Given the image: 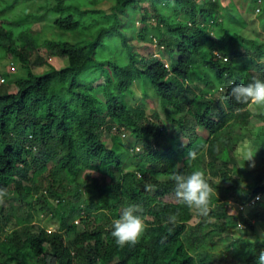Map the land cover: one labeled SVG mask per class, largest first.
<instances>
[{
    "label": "trees",
    "instance_id": "16d2710c",
    "mask_svg": "<svg viewBox=\"0 0 264 264\" xmlns=\"http://www.w3.org/2000/svg\"><path fill=\"white\" fill-rule=\"evenodd\" d=\"M34 1L0 0V59L22 66L6 77L14 89L0 87V264H256L264 240L234 228L264 229V112L225 97L230 81L264 78V36L236 29L235 1L37 0L30 10ZM253 3L264 28V0ZM47 19L80 39L41 41L33 25ZM137 83L161 111L132 106ZM114 124L129 137L117 138ZM245 135L260 140L247 187L231 175ZM193 169L220 190L195 222L173 180ZM219 175L231 184L220 187ZM129 203L146 229L119 247L112 219ZM41 215L58 227L39 225Z\"/></svg>",
    "mask_w": 264,
    "mask_h": 264
},
{
    "label": "rangeland",
    "instance_id": "374dc122",
    "mask_svg": "<svg viewBox=\"0 0 264 264\" xmlns=\"http://www.w3.org/2000/svg\"><path fill=\"white\" fill-rule=\"evenodd\" d=\"M42 2H44V0H41ZM223 3H225L227 5L229 0H222ZM237 10L234 7V10L232 15L235 16L236 18V22L234 23V25H236L238 28H236L237 30H239V27L241 28V33L244 34L245 36H255V35H261L264 36V28L261 24L262 21V11H260L257 8H255V4L253 3V0H234ZM39 2L34 1L32 2L29 7L30 10H38L37 6ZM143 5H146V2L143 3ZM99 6L110 10V6L108 3H103L100 4ZM140 15V13H138ZM136 14V16L138 15ZM134 18L135 16L133 14H131L129 16V20L131 22H134ZM136 19V18H135ZM242 21V22H241ZM241 22V23H239ZM229 25V24H228ZM131 26V24H130ZM143 26V22L141 20L137 21V29H141ZM230 26V25H229ZM33 28L36 31H39L40 33V40L44 41V39L46 38H51V37H59V35L66 37L72 41H76L78 39H80L81 34L77 33H69V32H63L61 30H58V28L54 25H52V20L51 19H47V20H42V21H37L34 23ZM130 28V27H129ZM130 37V33L129 36ZM134 43H136L138 46H145V42L141 41L140 43H137L136 40L134 39ZM146 52L148 53H153L157 56H160L161 58H163L164 60L169 59V56H167L165 53L161 52V50L158 49V47L155 44H151L150 46L148 44H146ZM52 63L57 65V66H62L64 65L65 61L63 60V58L61 57H53L51 59ZM16 63L13 64L11 62V59L8 58H3L0 59V74H3L7 77V79H15L18 77V73L22 71V66L19 62L15 61ZM38 68V67H37ZM16 71V72H15ZM200 83V81H199ZM15 87V83L12 81H9L8 83H6L4 86H2L1 88H6V89H14ZM131 100V104L133 107L138 108L139 110H141L142 112H144V114H147L151 111H153L155 108L159 109L161 111V106L159 103L158 99H155V102H153V104H151L149 107L148 106V102H146L144 100L143 97V93H142V88L141 86L137 83V85L134 86V94L133 96H131L130 98ZM147 103V104H146ZM254 120V119H253ZM111 136L112 134H109V145L113 144V140H111ZM117 138H121L122 135H120L119 133L116 134ZM129 137V131L127 134V137ZM259 139H257V137H252L250 135H245L243 137V139H241L238 144L235 147V153H234V158L236 159V162L231 164L232 165V172L231 175L234 177L233 179H235L237 182H239L242 186L247 187L248 184L253 183L256 179V173H255V162L253 160L250 161H245L247 155L251 154L253 155V150L256 147V144L259 143ZM207 156V155H205ZM213 179H215V181L219 184L220 187L223 186H227L231 184V180H227L226 178L222 177V176H214ZM213 188V186H211ZM216 192H219L220 190L215 189ZM220 193V192H219ZM262 197L264 198V194L262 195ZM233 205V202L230 203V206ZM248 206H246L244 208L245 212L248 211ZM195 216L192 219V222H195L197 220V212L194 210ZM149 218H151L149 216ZM37 222L39 225H43L46 226L48 229L53 230L56 229L58 227V220L54 219V218H50L48 216H38V218H36ZM8 227H10V225H8ZM234 229H237L235 235H239L240 233H245L246 235H248L250 238L255 239L256 237H260L261 239L264 240V229L258 227L257 230L252 231L250 229H245L240 225V227H236ZM226 244L222 243L221 245L218 244L216 246L213 247L214 251H221L225 248ZM14 264V263H13Z\"/></svg>",
    "mask_w": 264,
    "mask_h": 264
},
{
    "label": "clouds",
    "instance_id": "9594fccd",
    "mask_svg": "<svg viewBox=\"0 0 264 264\" xmlns=\"http://www.w3.org/2000/svg\"><path fill=\"white\" fill-rule=\"evenodd\" d=\"M216 54L218 57H222L220 52L216 51ZM224 59L227 58L224 57ZM0 76L5 78V81L0 84L2 87L8 81L3 74ZM225 98H231L236 104L254 105L259 111L264 112V78L253 77L247 83L230 81V87ZM113 130L122 135V138L128 134V130L124 126L119 127L117 124H114ZM253 156L247 155L245 161L252 160ZM173 180L175 198L179 206L193 209L199 215H208L213 207L212 200L216 190L210 186L205 173L199 169H193L190 172L177 171L173 174ZM256 196L260 197L259 194ZM176 219V214H170L166 222H175ZM145 229L146 223L141 214V206L136 203H129L118 216L112 219L111 235L117 246H131L141 238ZM256 264H264V250H261L256 257Z\"/></svg>",
    "mask_w": 264,
    "mask_h": 264
},
{
    "label": "built area",
    "instance_id": "2783aa9c",
    "mask_svg": "<svg viewBox=\"0 0 264 264\" xmlns=\"http://www.w3.org/2000/svg\"><path fill=\"white\" fill-rule=\"evenodd\" d=\"M5 81V78L4 77H2V76H0V84L1 83H3ZM259 196H256L255 198H253L252 200H251V202H254L255 200H256V198H258ZM244 206L243 205H241V208H243Z\"/></svg>",
    "mask_w": 264,
    "mask_h": 264
}]
</instances>
